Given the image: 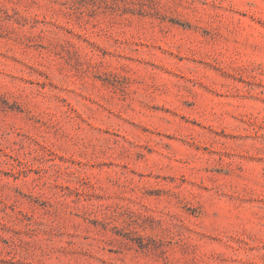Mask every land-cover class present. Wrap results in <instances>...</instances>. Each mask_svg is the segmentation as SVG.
Returning <instances> with one entry per match:
<instances>
[{"label":"rangeland","instance_id":"374dc122","mask_svg":"<svg viewBox=\"0 0 264 264\" xmlns=\"http://www.w3.org/2000/svg\"><path fill=\"white\" fill-rule=\"evenodd\" d=\"M0 264H264V0H0Z\"/></svg>","mask_w":264,"mask_h":264}]
</instances>
